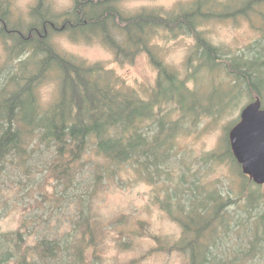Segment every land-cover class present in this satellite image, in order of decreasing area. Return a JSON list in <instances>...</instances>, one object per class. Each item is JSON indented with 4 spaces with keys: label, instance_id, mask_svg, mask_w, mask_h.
Here are the masks:
<instances>
[{
    "label": "trees",
    "instance_id": "1",
    "mask_svg": "<svg viewBox=\"0 0 264 264\" xmlns=\"http://www.w3.org/2000/svg\"><path fill=\"white\" fill-rule=\"evenodd\" d=\"M120 1L72 0L68 12L57 14L49 0H36L30 9L32 21L20 27L10 19L9 2L0 0V35L12 45V59H18L0 75V176L16 170L29 173L35 155L49 153L43 175L29 182L39 190L52 185V197L47 198L52 206L70 196L76 212L62 218L47 213L25 215L18 230L1 234L0 264L9 259L17 264L86 263L91 245L97 247V220L90 215V200L99 186L132 174L149 183L162 175L169 179L174 175L175 140L186 118L214 117L237 100L241 91L264 102V13L258 14L260 38L247 46V53L225 54L200 28L211 15L249 16L264 0H243L235 10L230 2H221L215 12L202 8L215 6L213 0H196L188 10L167 15L156 11L130 14L120 9ZM159 27L193 35L186 76L154 52L151 38ZM55 29L68 31L73 39L98 37L121 62L146 51L157 69L148 97L100 63L86 64L61 54L51 41ZM199 70L220 83L207 85L209 95L204 101L196 99L197 85H190L192 79L200 80ZM220 72L228 76L229 86L217 78ZM47 75L57 77L58 93L44 106L37 89ZM224 142V151L209 154L207 160L226 158L235 167L237 190L233 185L209 187L185 170L164 193L163 209L182 227L175 248L187 255L188 264H260L264 255V185L242 173L228 133ZM89 181L91 188L85 187ZM40 196L45 202L48 193ZM234 205L248 216L231 215L229 207ZM245 221H252L247 246L240 245L230 254L219 251L224 235ZM33 234L36 242L22 248Z\"/></svg>",
    "mask_w": 264,
    "mask_h": 264
},
{
    "label": "rangeland",
    "instance_id": "2",
    "mask_svg": "<svg viewBox=\"0 0 264 264\" xmlns=\"http://www.w3.org/2000/svg\"><path fill=\"white\" fill-rule=\"evenodd\" d=\"M7 1L10 19L14 23L24 27L32 21L30 9L36 4V0ZM213 2L215 6L205 4L202 7L203 10L209 8L215 12L219 9L221 2H230L234 5L231 9L235 10V6L238 8L243 0H213ZM195 3L198 2L196 0H122L119 7L130 14L139 11H156L167 15L171 12L178 14L186 11ZM72 4V0H49V7L57 14L68 12ZM259 13H264V4L258 6L249 16L237 14L219 18L211 15L200 23V28L208 40L221 47L225 54L247 53V46L260 38V32L257 29L261 23ZM61 20L57 21L59 25ZM1 35L0 75L10 62L15 64L18 61L10 56L9 48L12 45L6 43ZM151 40L158 57L181 76H186L190 69L189 57L193 53L195 42L193 35L159 27L153 33ZM51 41L61 54L76 61L102 64L110 69L113 75L119 79L122 78L127 86L140 90L144 97H148V90L156 83L157 69L146 51L137 53L132 61L121 62L116 59L109 45L98 37L73 39L68 31L55 29L51 34ZM24 57L25 55L20 56L21 59ZM203 72L205 70H199L197 73L200 74L198 76L200 80L196 79L194 82L191 78L190 82V85H197L199 88L196 99L200 101H204L209 95L210 87L207 85L220 84L215 77H213L215 82H212V78ZM218 76L217 78H221L225 86H229V78L225 73L220 72ZM37 90L41 103L44 106L49 105L58 93L57 77L47 75L39 83ZM240 94L224 112L214 117L200 115L196 119L184 120L183 130L175 140L172 159L174 175L169 179H166V175H162V179L157 180L156 183H149L144 178H136L133 174L124 175L126 178L123 181H109L97 188V194L90 200V215L97 220V222L94 221L98 232L97 247L91 245L90 254H86L87 262L83 264H188L187 255L175 248L182 235V227L163 209L164 193L168 188L175 186L177 176L185 170H190V174L200 177L209 187L233 185L235 190L239 188L235 167L226 158L222 161L207 160V156L224 151L227 127L230 126V129L238 122L242 108L252 101L245 91H241ZM213 99L217 98L213 96ZM47 154L49 153L40 152L35 155L34 167L29 173L16 170L0 176V236L18 230L25 215L47 213L62 218L76 214L70 203V196L63 204L52 206L47 199L52 197V185L47 184L45 186L47 190H39L37 187L33 188L29 182L31 178L34 181L43 175L42 171L48 160ZM91 184L92 182L89 181L85 187L91 188ZM58 187L57 191H61L62 186ZM85 187L81 191H84ZM45 192L48 193V197L44 202L40 193ZM236 209L235 205L229 207L234 217L248 216L244 210ZM251 222L245 221L234 231L225 234L219 251L230 254L233 252L232 249L245 245L250 234ZM123 236H126L125 241L122 240ZM119 239L121 244L118 243ZM35 242L36 236L29 235L22 248L33 245ZM4 264L17 263L14 259H9ZM260 264H264V255Z\"/></svg>",
    "mask_w": 264,
    "mask_h": 264
},
{
    "label": "water",
    "instance_id": "3",
    "mask_svg": "<svg viewBox=\"0 0 264 264\" xmlns=\"http://www.w3.org/2000/svg\"><path fill=\"white\" fill-rule=\"evenodd\" d=\"M228 138L242 173L255 184L264 185V107L259 97L242 108Z\"/></svg>",
    "mask_w": 264,
    "mask_h": 264
}]
</instances>
